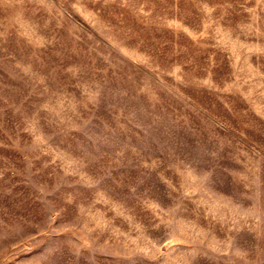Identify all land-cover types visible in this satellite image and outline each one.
Listing matches in <instances>:
<instances>
[{
	"label": "rangeland",
	"instance_id": "374dc122",
	"mask_svg": "<svg viewBox=\"0 0 264 264\" xmlns=\"http://www.w3.org/2000/svg\"><path fill=\"white\" fill-rule=\"evenodd\" d=\"M0 264H264V0H0Z\"/></svg>",
	"mask_w": 264,
	"mask_h": 264
}]
</instances>
